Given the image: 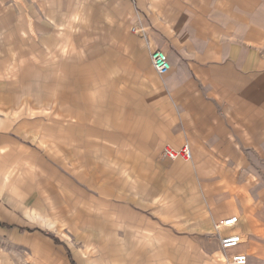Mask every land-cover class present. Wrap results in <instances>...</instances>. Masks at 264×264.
I'll list each match as a JSON object with an SVG mask.
<instances>
[{"label": "crops", "instance_id": "crops-1", "mask_svg": "<svg viewBox=\"0 0 264 264\" xmlns=\"http://www.w3.org/2000/svg\"><path fill=\"white\" fill-rule=\"evenodd\" d=\"M0 244V264H264V0H0Z\"/></svg>", "mask_w": 264, "mask_h": 264}, {"label": "built area", "instance_id": "built-area-1", "mask_svg": "<svg viewBox=\"0 0 264 264\" xmlns=\"http://www.w3.org/2000/svg\"><path fill=\"white\" fill-rule=\"evenodd\" d=\"M150 59L153 69L159 76L165 75L171 68L167 55L160 50H156L155 52H153L151 54ZM164 155L166 158L170 160L181 158L184 161H189L191 158V154L187 146H183L175 150L173 149L165 150ZM236 223H237L236 217H229L223 220L220 226L224 228H228L234 226ZM241 243H242V238L239 235L226 236L224 238H221L220 240V246L222 250L236 248ZM230 262L231 264H246L247 259L244 254H236L231 257Z\"/></svg>", "mask_w": 264, "mask_h": 264}, {"label": "rangeland", "instance_id": "rangeland-1", "mask_svg": "<svg viewBox=\"0 0 264 264\" xmlns=\"http://www.w3.org/2000/svg\"><path fill=\"white\" fill-rule=\"evenodd\" d=\"M165 156V155H164ZM10 252V255H13V256H16V255H18V253L16 252V251H14V250H9ZM231 250H229L228 251V253H231L230 252ZM8 253V250H7V248H5L4 246H1V244H0V257H2L3 255H5V254H7Z\"/></svg>", "mask_w": 264, "mask_h": 264}]
</instances>
